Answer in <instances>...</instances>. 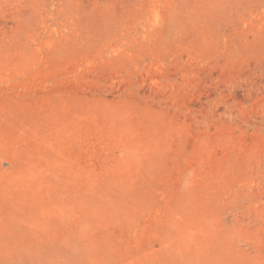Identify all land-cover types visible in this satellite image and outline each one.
Returning a JSON list of instances; mask_svg holds the SVG:
<instances>
[{
    "label": "rangeland",
    "instance_id": "374dc122",
    "mask_svg": "<svg viewBox=\"0 0 264 264\" xmlns=\"http://www.w3.org/2000/svg\"><path fill=\"white\" fill-rule=\"evenodd\" d=\"M0 264H264V0H0Z\"/></svg>",
    "mask_w": 264,
    "mask_h": 264
}]
</instances>
